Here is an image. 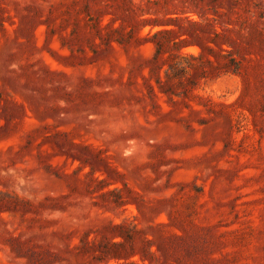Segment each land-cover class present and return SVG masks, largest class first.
Wrapping results in <instances>:
<instances>
[{
    "label": "rangeland",
    "instance_id": "374dc122",
    "mask_svg": "<svg viewBox=\"0 0 264 264\" xmlns=\"http://www.w3.org/2000/svg\"><path fill=\"white\" fill-rule=\"evenodd\" d=\"M0 264H264V0H0Z\"/></svg>",
    "mask_w": 264,
    "mask_h": 264
},
{
    "label": "trees",
    "instance_id": "16d2710c",
    "mask_svg": "<svg viewBox=\"0 0 264 264\" xmlns=\"http://www.w3.org/2000/svg\"><path fill=\"white\" fill-rule=\"evenodd\" d=\"M162 31H165V32H173L174 30L173 29H164ZM158 32L159 31L155 32V34L158 33ZM181 42H185V39L184 38L179 39L177 42H175V45H177L178 43H181ZM162 45H163L162 43L157 44L155 54H159L162 51ZM208 48L210 50H213V47H211V46L208 47ZM221 50H222V48H221ZM229 52L230 51H226V54H229ZM223 55H225V54H223ZM228 62L231 63L232 65H236V61H235L234 58H230L228 60ZM116 244H118V246H119V245H121L123 243H122V241H117Z\"/></svg>",
    "mask_w": 264,
    "mask_h": 264
}]
</instances>
